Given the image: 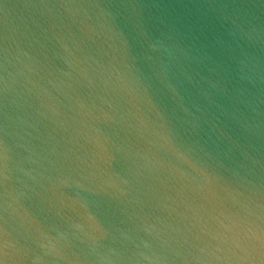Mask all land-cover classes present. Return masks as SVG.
Listing matches in <instances>:
<instances>
[{
    "label": "water",
    "instance_id": "1",
    "mask_svg": "<svg viewBox=\"0 0 264 264\" xmlns=\"http://www.w3.org/2000/svg\"><path fill=\"white\" fill-rule=\"evenodd\" d=\"M0 264H264V0H0Z\"/></svg>",
    "mask_w": 264,
    "mask_h": 264
}]
</instances>
